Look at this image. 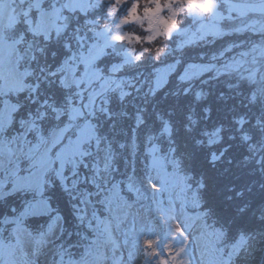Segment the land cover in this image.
Here are the masks:
<instances>
[{
  "label": "snow or ice",
  "instance_id": "obj_1",
  "mask_svg": "<svg viewBox=\"0 0 264 264\" xmlns=\"http://www.w3.org/2000/svg\"><path fill=\"white\" fill-rule=\"evenodd\" d=\"M176 2L0 0V204L17 195L24 197L19 209L13 206L0 215V264H40L49 251L48 264H169V239H175L195 264H238L258 243H264V27L254 31L262 43L242 51L240 59L233 57L221 65L213 77L235 75L236 82L228 87L244 95L239 90L246 85L244 107L259 105L261 109L254 121L245 116L235 120L251 153L244 161L247 164L255 158L261 180L229 189L240 201L236 217H246L251 211L259 222L257 228H240L230 238L234 221L225 223L206 205L203 178L193 185L192 175L183 171L170 120L157 114L159 128L144 134L147 171L143 183L136 176L135 157L140 151V130L147 123L146 109L135 113L130 129L117 127L121 118H131L126 107L120 106L126 105L133 92L141 93L148 85L146 94L154 98L181 61L167 65L169 71L163 77L154 70L151 82L138 71L127 75L141 57L122 50L131 35H111L105 21H120L123 27L147 22L156 34L170 22L172 26L164 31L169 39L173 34L188 37L178 45L181 49L208 36L220 39L230 34L203 22L192 32L195 20L182 29L177 27L182 8L173 10ZM252 10L264 11V0L259 9ZM231 51L232 46L225 48L219 58ZM216 68L189 64L177 79L191 84ZM190 90L185 88V95ZM196 98H201L199 91ZM204 111L210 114V109ZM188 119L197 124L192 116ZM249 123L260 134L259 143L244 131ZM185 129L192 130L187 125ZM222 131L218 127L204 133L210 137L209 146L222 142ZM121 133L128 139H118ZM161 137L167 140V149L159 143ZM125 149L129 171L118 177ZM227 150L212 153L210 162L216 163ZM57 187L72 201L79 231L65 235L64 216L48 195ZM254 188L260 193L259 213L252 211L253 200L245 199V193L252 194ZM41 217L46 223L34 231L30 221Z\"/></svg>",
  "mask_w": 264,
  "mask_h": 264
},
{
  "label": "trees",
  "instance_id": "obj_2",
  "mask_svg": "<svg viewBox=\"0 0 264 264\" xmlns=\"http://www.w3.org/2000/svg\"><path fill=\"white\" fill-rule=\"evenodd\" d=\"M222 30L230 34L223 36L220 39H214L208 36L204 40H198L191 46L178 48L181 44L173 37L157 38L149 42H141L137 44V56L141 57V61L137 62L126 74L135 75V72L143 73V77L149 82L158 72L162 77L169 71L167 65L174 63L176 60L181 61L175 75L170 77L166 87H164L154 98L147 95L148 85H145L141 93L133 92L129 97L126 105H121V108L126 107L129 113V119L121 118L118 123V129H130L135 119V113L140 109H146L144 112L147 123L140 130V151L135 157L136 176L141 178L147 171L145 164L147 157L144 156V134L146 131L155 132L159 128L157 114L164 119L170 120L174 129L173 138L175 139V147L177 148V156L183 161V171L192 175L191 183L195 185L200 178L206 185L202 195L206 205L211 207L225 223L233 220L231 224L230 238L235 235L237 230H252L258 227L259 222L251 211L248 216L237 218L235 209L239 200H237L234 191L229 189L245 188L252 181L260 182L261 176L255 158L251 162L244 161L245 156H251L248 151V145L241 139V132L238 131L235 120L240 116H245L250 121H254L256 116L260 114V106L245 108L246 95L248 88L242 85L239 91L244 95H237V89L228 87L229 84L236 82L235 75L221 76L219 79L213 78L217 69L221 65L228 63L233 57L240 59L242 51H248L254 44L262 43L260 36L254 34L264 27V12H250L246 18L233 17L225 19L221 22ZM236 29H244L243 31H235ZM132 32L140 35L143 39L146 32L142 27H133ZM236 45H240L236 47ZM232 46V51L227 53L223 59L219 58V54L225 48ZM146 48V49H145ZM164 48L161 53L160 49ZM160 53V55H156ZM216 56L217 59H213ZM251 59V56L248 57ZM189 64L201 65H216L217 68L209 71L204 77L199 80H193L191 84H184L178 81L177 75ZM156 70V72H154ZM196 71V69H189ZM206 81V82H205ZM190 87V91L185 95L184 89ZM201 93V98L197 100L196 93ZM210 109V114H206L204 109ZM188 116H192L197 121V124L192 125ZM192 128L187 131L185 126ZM155 126V127H153ZM222 128L221 135L223 140L221 143L208 145L209 136L204 133H212L217 128ZM245 132H250L255 137V141L260 142V134L256 132L252 123L245 125ZM234 136L235 139H229ZM121 140H127L128 136L123 133L118 137ZM203 141L202 144H197L196 141ZM159 143L168 147L167 140L161 137ZM227 147V152L216 163L210 162L212 153L220 154ZM130 159L128 150L125 149L120 157V173L117 176L127 175L129 166L124 163L125 159ZM231 160V163H229ZM145 191H149L145 186ZM48 195L51 197L53 207L64 216V226L67 232H76L80 229L77 227V222L73 216L72 201L59 190L54 188L50 190ZM166 197L167 193H163ZM231 196L233 199L229 200ZM253 200V209L256 213L261 211L260 193L254 188L253 193H245V199ZM24 197L17 195L9 198L6 202L0 204V215L9 213V209L15 206L19 209L22 206ZM46 223V218L33 219L30 225L34 231H39L40 226ZM73 240H78V237L73 236ZM176 252V251H175ZM183 255H181L182 258ZM238 264H264V243H258L250 254L241 258Z\"/></svg>",
  "mask_w": 264,
  "mask_h": 264
},
{
  "label": "rangeland",
  "instance_id": "obj_3",
  "mask_svg": "<svg viewBox=\"0 0 264 264\" xmlns=\"http://www.w3.org/2000/svg\"><path fill=\"white\" fill-rule=\"evenodd\" d=\"M204 2L205 0H177V2L172 6L173 10L176 8H182V11L177 15L178 24L176 26L182 29L183 27L189 26L190 22L195 20V23H191L192 32L196 31L201 22L207 25H218L222 29L220 24L225 17L229 19H232L234 16L246 18L250 12H264L260 10H252V8L259 9L261 7V0H229V3H225V0H213L216 7L211 13L204 11ZM229 4L240 6L239 11L230 10ZM240 12H244L246 15H240ZM217 13H219V16L216 15ZM106 22H108L105 24L109 28L111 35H122L125 37L131 35V39L125 40L126 46L122 50L130 51V53L134 56H137V44L143 41L150 43V41L157 38H168V36L164 34V31L172 26L169 22L163 25L159 34H156V29H150L147 22H134L129 24L127 27H123L120 21L107 20ZM133 27H142L145 30L146 34L143 39L140 35L131 31ZM190 34L191 33H189V35ZM197 35H199V33H197ZM136 36H139L141 39H136ZM173 37H175V39L180 43L188 38L187 36H179L175 34H173ZM173 235H175V233H173ZM168 243L172 246V251H177V253L173 252L176 257L181 255L184 257L183 261L175 259L171 262V264H185V260H187V264H195L192 256L185 255L180 251L181 245L176 244L175 239H169ZM50 255L51 251L42 256L40 264H48V257Z\"/></svg>",
  "mask_w": 264,
  "mask_h": 264
},
{
  "label": "clouds",
  "instance_id": "obj_4",
  "mask_svg": "<svg viewBox=\"0 0 264 264\" xmlns=\"http://www.w3.org/2000/svg\"><path fill=\"white\" fill-rule=\"evenodd\" d=\"M216 4L213 2V0H205L203 4V9L205 12L211 13L213 9H215ZM164 51V48L160 49V52L162 53ZM156 55H160V53H156ZM185 264H187V260H185Z\"/></svg>",
  "mask_w": 264,
  "mask_h": 264
},
{
  "label": "water",
  "instance_id": "obj_5",
  "mask_svg": "<svg viewBox=\"0 0 264 264\" xmlns=\"http://www.w3.org/2000/svg\"><path fill=\"white\" fill-rule=\"evenodd\" d=\"M125 46H126V42H124V43L121 45V48L123 49Z\"/></svg>",
  "mask_w": 264,
  "mask_h": 264
},
{
  "label": "flooded vegetation",
  "instance_id": "obj_6",
  "mask_svg": "<svg viewBox=\"0 0 264 264\" xmlns=\"http://www.w3.org/2000/svg\"><path fill=\"white\" fill-rule=\"evenodd\" d=\"M114 2H115V0H114ZM118 6V5H117Z\"/></svg>",
  "mask_w": 264,
  "mask_h": 264
}]
</instances>
